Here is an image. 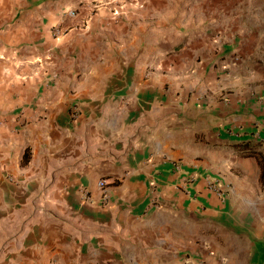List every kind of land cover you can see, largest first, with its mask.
<instances>
[{
    "label": "crops",
    "instance_id": "crops-1",
    "mask_svg": "<svg viewBox=\"0 0 264 264\" xmlns=\"http://www.w3.org/2000/svg\"><path fill=\"white\" fill-rule=\"evenodd\" d=\"M142 1L0 0V264H264V85Z\"/></svg>",
    "mask_w": 264,
    "mask_h": 264
},
{
    "label": "rangeland",
    "instance_id": "rangeland-1",
    "mask_svg": "<svg viewBox=\"0 0 264 264\" xmlns=\"http://www.w3.org/2000/svg\"><path fill=\"white\" fill-rule=\"evenodd\" d=\"M207 12L211 26L227 30L241 66L264 85V0H195Z\"/></svg>",
    "mask_w": 264,
    "mask_h": 264
},
{
    "label": "built area",
    "instance_id": "built-area-1",
    "mask_svg": "<svg viewBox=\"0 0 264 264\" xmlns=\"http://www.w3.org/2000/svg\"><path fill=\"white\" fill-rule=\"evenodd\" d=\"M109 3L115 2L118 6L124 7L126 4H130L131 6L139 9L144 7V2L142 0H108ZM115 15H120V10L115 9L114 10ZM70 15H76V12L70 11ZM57 33L59 32V29H56ZM99 186L103 188L106 185V180L101 179L99 181ZM210 188L217 191L220 195H223L222 190L219 188V186L214 182H210Z\"/></svg>",
    "mask_w": 264,
    "mask_h": 264
},
{
    "label": "trees",
    "instance_id": "trees-1",
    "mask_svg": "<svg viewBox=\"0 0 264 264\" xmlns=\"http://www.w3.org/2000/svg\"><path fill=\"white\" fill-rule=\"evenodd\" d=\"M260 141H241L237 143V149L245 156H255L262 166V177L264 178V156L259 152Z\"/></svg>",
    "mask_w": 264,
    "mask_h": 264
}]
</instances>
